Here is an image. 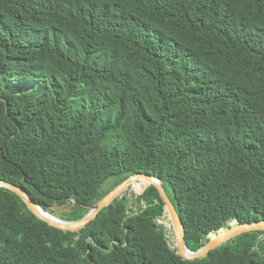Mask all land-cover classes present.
Instances as JSON below:
<instances>
[{
    "label": "trees",
    "instance_id": "1",
    "mask_svg": "<svg viewBox=\"0 0 264 264\" xmlns=\"http://www.w3.org/2000/svg\"><path fill=\"white\" fill-rule=\"evenodd\" d=\"M135 173L191 250L264 218V0H0V178L77 220ZM131 192L69 231L0 187V264H264V231L181 258Z\"/></svg>",
    "mask_w": 264,
    "mask_h": 264
},
{
    "label": "water",
    "instance_id": "2",
    "mask_svg": "<svg viewBox=\"0 0 264 264\" xmlns=\"http://www.w3.org/2000/svg\"><path fill=\"white\" fill-rule=\"evenodd\" d=\"M135 179H141L147 182V184L153 185L158 191L159 197L164 205L165 216L167 217L169 224L172 228L174 235V247H176V253L184 259H197L206 255L210 250L225 243L228 239L247 232L252 231H264V218L259 220L247 221L234 224L230 222L228 228H221L215 234L210 233L204 244H202L197 250L189 249L184 242V225L180 219L174 204L168 197L165 189L163 188L160 180L157 177L151 176L147 173H135L127 178L123 179L120 183L115 185L105 195H103L96 203L89 206L88 212L80 219L77 220H53L45 216L48 211L44 210L40 205L36 203L30 193L23 187L16 183L10 182L6 179L0 178V187L9 189L17 196H19L27 205V208L37 218L46 222L48 225L61 230L77 231L84 227L90 220H92L99 211L107 207L115 199L121 197L126 190V186ZM220 230H224L220 233ZM171 247V246H170Z\"/></svg>",
    "mask_w": 264,
    "mask_h": 264
},
{
    "label": "rangeland",
    "instance_id": "3",
    "mask_svg": "<svg viewBox=\"0 0 264 264\" xmlns=\"http://www.w3.org/2000/svg\"><path fill=\"white\" fill-rule=\"evenodd\" d=\"M123 193H125V195L128 198V212L137 211L138 206H137V203L135 202V197L137 196V194H140V192L139 193H132L131 189L128 188V190H125ZM70 207H71V204L69 202H65L63 204H54L51 206V209L54 211L53 215H56L59 217V215L62 212L69 211ZM159 220H160L159 223H162V225L166 229V236L168 238L170 246L171 247L174 246V239L175 238H174L173 231H172V228L169 224L167 217L166 218H159ZM234 223H235V221L232 222V224H234ZM262 236L263 235H261V237ZM263 255H264V252H263Z\"/></svg>",
    "mask_w": 264,
    "mask_h": 264
},
{
    "label": "bare ground",
    "instance_id": "4",
    "mask_svg": "<svg viewBox=\"0 0 264 264\" xmlns=\"http://www.w3.org/2000/svg\"><path fill=\"white\" fill-rule=\"evenodd\" d=\"M138 180H141V179H135V180H133V181H131L127 186H126V189L127 188H129V189H131V185H132V183H134V182H136V181H138ZM144 181V180H143ZM45 216L46 217H48V218H50V219H55V220H59L60 219V217H58V216H56V215H53V214H51V213H49V212H47V213H45ZM224 231V230H223ZM223 231H221L220 233H222ZM176 248V247H175Z\"/></svg>",
    "mask_w": 264,
    "mask_h": 264
},
{
    "label": "built area",
    "instance_id": "5",
    "mask_svg": "<svg viewBox=\"0 0 264 264\" xmlns=\"http://www.w3.org/2000/svg\"><path fill=\"white\" fill-rule=\"evenodd\" d=\"M143 207H144V205H143ZM134 212H136V211H134ZM158 220V222L160 221L159 219H157Z\"/></svg>",
    "mask_w": 264,
    "mask_h": 264
}]
</instances>
